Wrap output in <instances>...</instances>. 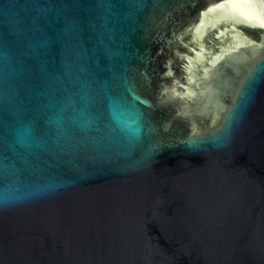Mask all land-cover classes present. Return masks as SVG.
<instances>
[{"label":"water","instance_id":"1","mask_svg":"<svg viewBox=\"0 0 264 264\" xmlns=\"http://www.w3.org/2000/svg\"><path fill=\"white\" fill-rule=\"evenodd\" d=\"M0 264H264V0H0Z\"/></svg>","mask_w":264,"mask_h":264},{"label":"snow or ice","instance_id":"2","mask_svg":"<svg viewBox=\"0 0 264 264\" xmlns=\"http://www.w3.org/2000/svg\"><path fill=\"white\" fill-rule=\"evenodd\" d=\"M81 113H82V110H81ZM29 134V130H25L24 132L22 133H19V136H18V139L21 143H26L27 142V136Z\"/></svg>","mask_w":264,"mask_h":264}]
</instances>
